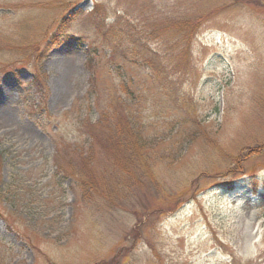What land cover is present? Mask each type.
<instances>
[{"label": "rangeland", "instance_id": "374dc122", "mask_svg": "<svg viewBox=\"0 0 264 264\" xmlns=\"http://www.w3.org/2000/svg\"><path fill=\"white\" fill-rule=\"evenodd\" d=\"M172 20L199 25L178 80L186 107L143 90L115 36L151 25L158 47ZM111 48L153 176L118 170L87 205L53 160L84 143L93 90L113 92L101 65ZM88 50H99L92 67ZM145 201L160 214L141 215ZM0 211V264H264V0H0Z\"/></svg>", "mask_w": 264, "mask_h": 264}, {"label": "trees", "instance_id": "16d2710c", "mask_svg": "<svg viewBox=\"0 0 264 264\" xmlns=\"http://www.w3.org/2000/svg\"><path fill=\"white\" fill-rule=\"evenodd\" d=\"M182 22H173L174 24H172L171 29L169 28L172 30L169 32L170 39L162 42L160 45L157 44L158 47L147 39V35L149 36L150 32H153L151 25L144 27L143 36L138 39H130L117 30L115 36H121L118 47L123 52L127 61L126 63L137 68L139 72L138 77L143 84V90L149 91L154 89L156 93L163 94L161 96L168 97L171 103H177L180 107H186V103L190 100L188 96L184 97V93L178 89L180 84L178 80L189 76L188 74L193 70V37L199 25ZM158 24L156 25L158 26ZM166 28L162 27L161 30L164 31ZM63 33L64 35L60 32L57 33V36L54 35L53 39L49 40V44L55 45L59 40L63 41L66 36L71 35L66 30H63ZM155 38L156 36L153 37V39ZM156 40L158 41L159 37ZM115 45L116 43L112 47L114 48ZM94 52L96 51H87L88 56L86 60L91 67L96 64L92 58ZM96 53H99V50ZM115 55L116 51L112 48L111 51L105 50L101 54V62L103 63L101 65L106 68V73L108 76L115 75L118 81L117 84H114V89L111 93L104 88L103 94L99 89L93 90L94 93L90 94L92 98L90 97L89 103L93 109H96L95 114L97 118L95 120H91V118L81 120L80 123L82 125L80 126L81 130L79 134L85 137L84 143L80 145V148L73 147L71 153L64 154L57 152L53 160V165L56 167L55 174L69 177L72 180V185L76 183L77 189L81 191L80 198L87 205L94 203L96 193L102 192L106 194L107 191L113 190L109 185L112 183L109 182L112 175L117 176L118 170L122 174L123 171L125 173L129 172L131 180L132 175L136 171H140V179L142 181L146 180V183L153 176L150 165L153 157V154L150 153V138L146 132L141 130V124L137 121V116H134L131 109L129 110V107H127L129 101L134 100L135 102L137 98L129 99V97L125 96L128 95L127 90L130 84L124 79L125 66H118L116 64ZM93 71L90 76L92 78L91 84L96 86L98 76L97 72ZM98 106L100 109H98ZM143 126L144 128L146 127L145 124ZM116 151L122 152L123 157L120 159L122 161L109 165L108 159L110 157L116 160ZM103 152H106V156ZM99 156L100 158H98ZM115 164H120L122 169L119 167L115 168ZM128 187L130 189L128 193L130 194L134 190V187L132 189L130 184ZM152 189L153 187L151 186L144 193L148 195L147 191ZM183 193L186 192H176V200L170 204L172 206L169 205L162 210H177L181 205L178 204L176 207V203H179V195ZM197 193L198 191H195L190 196L196 198ZM162 195L163 191L160 190L159 197ZM161 198L166 199V196ZM142 208L140 214L147 215V219L149 220L152 215L157 213L155 206L148 204L146 201ZM157 214L160 213L158 212ZM0 215H2L1 211ZM139 222H141V219H139ZM137 229L140 230V227L136 226L130 233H137Z\"/></svg>", "mask_w": 264, "mask_h": 264}]
</instances>
